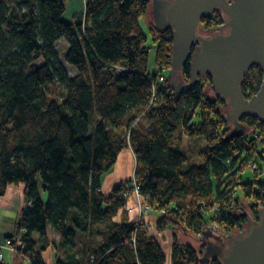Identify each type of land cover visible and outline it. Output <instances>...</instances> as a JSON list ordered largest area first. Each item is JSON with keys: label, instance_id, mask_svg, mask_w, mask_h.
<instances>
[{"label": "trees", "instance_id": "16d2710c", "mask_svg": "<svg viewBox=\"0 0 264 264\" xmlns=\"http://www.w3.org/2000/svg\"><path fill=\"white\" fill-rule=\"evenodd\" d=\"M67 1L0 0V196L8 186L24 184L26 199L33 201L7 240L26 231L24 248L15 255L29 264H44L46 248L34 237L44 239L49 229L71 255L56 264H199L193 245L179 244L174 232L198 238L214 223L221 232L239 233L250 216L243 201L256 218L264 181L239 185L233 171L252 161L260 146L252 137H264V125L243 118L241 123L253 132L232 135L224 105L206 92L208 76L182 95L172 91L168 80L157 85L158 105L149 108L151 81L168 72L172 59L170 33L158 34L150 23L156 72H149L140 21L150 1L88 0L83 14L66 23ZM219 21L202 20L201 30ZM61 39L67 44L64 61L77 73L72 78L56 51ZM181 79L190 81L188 65ZM261 80L260 69H250L244 95H255ZM184 140L198 144V152L189 157ZM127 148L135 157L133 179L142 203L160 214L155 229L171 228L168 254L144 221H112L133 195L131 180L108 197L101 193L103 179ZM38 182L46 201L39 197ZM125 186L128 194L118 196ZM94 224L104 226L98 242L82 243L83 234H96Z\"/></svg>", "mask_w": 264, "mask_h": 264}, {"label": "water", "instance_id": "95a60500", "mask_svg": "<svg viewBox=\"0 0 264 264\" xmlns=\"http://www.w3.org/2000/svg\"><path fill=\"white\" fill-rule=\"evenodd\" d=\"M153 29L170 33L172 59L168 86L177 95L193 90L204 76L211 78L214 96L224 105L225 122L232 135L243 136L248 128L243 118L264 125V0H148ZM221 11V26L210 35L198 34L202 20ZM190 81L181 79L185 66ZM260 69V88L252 97L242 91L247 73ZM264 199V197H263ZM255 219L247 217L239 233L221 235L211 226L201 232L198 241L187 237L199 254V264H264V202ZM201 242V243H200ZM202 254V255H201Z\"/></svg>", "mask_w": 264, "mask_h": 264}, {"label": "crops", "instance_id": "0c3cea01", "mask_svg": "<svg viewBox=\"0 0 264 264\" xmlns=\"http://www.w3.org/2000/svg\"><path fill=\"white\" fill-rule=\"evenodd\" d=\"M77 2H82L83 5L84 0H77ZM74 17L77 16L74 15ZM134 169L135 157L131 148H127L118 155L114 168L103 179L101 187L102 195L104 197H108L111 195L114 188L120 186L125 182H129L130 180L132 181L134 177ZM38 188L39 197L42 199V201H46L44 200V191L41 188L40 182H38ZM24 191V184H19L17 186L11 185L7 187L4 195L0 196V247L5 244L8 237H11L14 234L16 224L22 217L25 203L27 201ZM142 204L143 203L140 196L133 194L128 200L126 206L118 210L112 221L117 224L124 222V220L133 221L142 219V221H144L145 224L149 226V232L152 233V235L157 239L158 243L161 246V243L164 242V240H169V238H166V236L172 234V231L170 230L171 228L166 229L162 233H158V231L154 227L155 225L153 221H155L160 216V214L152 210H148L146 211V213H144V208L141 207ZM103 229L104 226L102 224H94L92 226V231L96 234L91 237H89L91 231L88 234H83L81 236L82 243L83 240L93 241V239H96V242H98L99 234L103 231ZM34 240L38 244H42L43 247L46 248L45 251L41 253L42 261L44 264H56V261L65 262V260H69V257L71 255H68L67 252L63 250V248H60V246L58 245L60 242V237L52 229L48 230L47 235L46 237H44V239L40 240L38 236H35ZM77 240H80L79 235H77ZM4 251L9 252L7 250L1 249V253L3 255V264H22V261L29 264L28 260H22L17 255H13L12 253L10 255V261L6 262ZM109 264L119 263H117L116 261H109Z\"/></svg>", "mask_w": 264, "mask_h": 264}, {"label": "rangeland", "instance_id": "374dc122", "mask_svg": "<svg viewBox=\"0 0 264 264\" xmlns=\"http://www.w3.org/2000/svg\"><path fill=\"white\" fill-rule=\"evenodd\" d=\"M10 1V0H9ZM79 5V6H76ZM66 11H65V15L63 17V21L66 23H70L72 20H74V15H76L77 17H80L83 14L84 11V3L82 5V2H77V0H68L66 2ZM73 10V11H72ZM151 18H152V12H151V6L148 10V13L146 14V16L144 18H142V20L140 21V28L143 32V34L146 36L147 38V47L149 48V58H148V70L151 74L156 72V66H155V59H156V51H155V44L153 41V38L150 36L149 33V25L151 22ZM67 50V44L65 43V41L63 39L59 40V42L57 43L56 46V51L58 53L59 59L63 65V67L65 68V70L67 71L68 75L70 78L76 76V71L69 65H67L64 61V55L65 52ZM42 63L41 60H37L35 62L36 65H40ZM118 72H121L120 70H118ZM168 72H164V74L167 75ZM53 96H55L54 98L58 99L57 96V89L53 88L52 90ZM206 92L210 97H214V93L212 91L211 85H208L206 87ZM224 108H221V111L223 112ZM252 130H250L248 133L251 134ZM201 144V143H200ZM203 144V143H202ZM198 144H192L191 142H189V140H184L183 141V148L184 150L187 152L188 156H193L194 154H196V152H198L197 150L199 149ZM198 148V149H197ZM257 152L254 153L253 157L251 158L252 161L257 164L258 166V171H254L252 169L249 168H244L242 170L238 169V165H236V167L234 168L233 173L236 171V181L237 184L241 185V184H252V183H256V182H263L264 181V146L260 145L257 147ZM261 156V157H260ZM195 158L197 159V157L195 156ZM196 159H192L191 163H197L198 161ZM246 159V153L244 152L242 154L241 157V161L243 162ZM187 168V165L184 166V169ZM44 200H47V194L44 192ZM242 203L244 205V209L247 215H250L252 218H254V216H252L251 212H250V204L243 201ZM176 239L179 241V244L181 245H186L185 244V238L190 237L196 241H198L197 236H193L190 233H186V232H182L181 230H176L174 232ZM172 234L171 235H167L166 238H169V240H164V242H162L161 246L163 249V252L168 254L169 253V249L170 246H172L173 241H172ZM93 243V242H92ZM4 251V255L6 262L10 261V255L11 253ZM76 250L73 252L72 257H75ZM22 264H27L26 262L22 261Z\"/></svg>", "mask_w": 264, "mask_h": 264}, {"label": "built area", "instance_id": "2783aa9c", "mask_svg": "<svg viewBox=\"0 0 264 264\" xmlns=\"http://www.w3.org/2000/svg\"><path fill=\"white\" fill-rule=\"evenodd\" d=\"M87 1L88 0H84V5H86ZM221 24H222L221 21H219L217 28L219 26H221ZM167 80H168V77L165 74L163 76L158 77L156 79V81H154V82L151 81V83H152L151 90L152 91H151V98H150L149 108L153 107V109H154V108L157 107L158 101H159L158 95L156 93L157 85L163 84ZM247 94H250V92H248ZM252 138L257 143V145L264 146V137H260L257 133H254ZM246 168L252 169L254 171H258L259 170L258 166L252 161H249L247 163ZM130 187H131V189H130L129 193L130 194L132 193L134 195L139 196V189L140 188H139L138 184L136 183V181L134 179L132 180ZM126 190H127V186L123 187V189L118 192V196H122V195H124L126 193L128 194V192ZM32 205H33V201L32 200H27L26 203H25V207H24L23 212L31 209ZM141 207L144 208V213H146V211H148V209H146L143 204H142ZM137 221L140 222V221H142V219L137 220ZM210 225H211V227L215 228L217 230V232H219V228H218V226L216 224L212 223ZM146 227H147L148 231H150L149 226L146 225ZM25 233H26L25 230L20 231V233L17 235L16 238H13V239H10V240H6L5 244L2 247H0V264H3V255L1 253V249L9 251L13 255H15L17 252H20V251L23 250L24 244H23L22 238H23V235ZM222 233H224V232H222Z\"/></svg>", "mask_w": 264, "mask_h": 264}, {"label": "flooded vegetation", "instance_id": "af4514ba", "mask_svg": "<svg viewBox=\"0 0 264 264\" xmlns=\"http://www.w3.org/2000/svg\"><path fill=\"white\" fill-rule=\"evenodd\" d=\"M213 18H219V20L221 21V23H222V21H223V19H224V16H223V14H222V12L221 11H219V10H217L214 14H213V16H212V18L211 19H213ZM212 23H213V21H212ZM219 23V22H218ZM217 26L218 25H215V26H212L211 28H209V29H207V30H201V28H200V30H199V32H198V34H200L201 36H203V37H207V36H209L210 35V30L211 29H215V28H217ZM206 76H204V78H205ZM208 226H211V225H208ZM218 234H221V235H226V234H229V233H222L221 231H219V232H217Z\"/></svg>", "mask_w": 264, "mask_h": 264}]
</instances>
